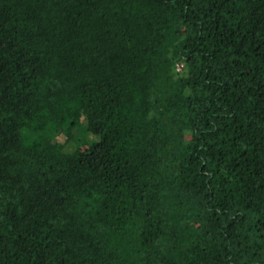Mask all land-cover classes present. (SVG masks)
<instances>
[{
    "label": "trees",
    "instance_id": "trees-1",
    "mask_svg": "<svg viewBox=\"0 0 264 264\" xmlns=\"http://www.w3.org/2000/svg\"><path fill=\"white\" fill-rule=\"evenodd\" d=\"M0 264H264V0H0Z\"/></svg>",
    "mask_w": 264,
    "mask_h": 264
},
{
    "label": "rangeland",
    "instance_id": "rangeland-1",
    "mask_svg": "<svg viewBox=\"0 0 264 264\" xmlns=\"http://www.w3.org/2000/svg\"><path fill=\"white\" fill-rule=\"evenodd\" d=\"M75 134V133H74ZM91 139L92 140H96V138L95 137H91ZM64 140H65V137L64 136H58V137H56L54 140H53V142H59V143H63L64 142ZM76 146H78L79 148H83V146H82V144H81V142H79L78 140L76 141Z\"/></svg>",
    "mask_w": 264,
    "mask_h": 264
},
{
    "label": "built area",
    "instance_id": "built-area-1",
    "mask_svg": "<svg viewBox=\"0 0 264 264\" xmlns=\"http://www.w3.org/2000/svg\"><path fill=\"white\" fill-rule=\"evenodd\" d=\"M177 71H180V66H179V67H177Z\"/></svg>",
    "mask_w": 264,
    "mask_h": 264
}]
</instances>
